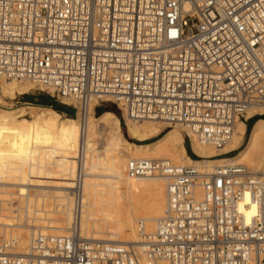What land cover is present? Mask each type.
Masks as SVG:
<instances>
[{
	"label": "built area",
	"instance_id": "obj_1",
	"mask_svg": "<svg viewBox=\"0 0 264 264\" xmlns=\"http://www.w3.org/2000/svg\"><path fill=\"white\" fill-rule=\"evenodd\" d=\"M0 79L83 116L111 102L121 117L181 125L221 149L238 120L264 109V0H0ZM79 165L67 234H38L21 255L1 239L0 264H264V174L131 159L129 177L166 183L164 215L140 251L81 235Z\"/></svg>",
	"mask_w": 264,
	"mask_h": 264
},
{
	"label": "bare ground",
	"instance_id": "obj_2",
	"mask_svg": "<svg viewBox=\"0 0 264 264\" xmlns=\"http://www.w3.org/2000/svg\"><path fill=\"white\" fill-rule=\"evenodd\" d=\"M34 86L26 81L0 79V102L4 98L13 99L24 94ZM73 105L76 106V103L73 102ZM120 108L123 107L120 105ZM76 113L74 117H62L59 112L46 107L21 108L17 112L0 109V189L2 185L20 182L24 186L48 185L57 192L51 194L52 204L43 196L41 200L30 197L24 201L25 206L23 200H19L14 208L15 214L3 215L0 211V235L4 237V242L16 241L12 249L16 255L29 251L37 233L61 236L69 231L75 214H72L74 197L68 190L72 193L80 163L84 172L79 212L81 235L97 241L133 244L140 251L146 242L151 241L164 215L166 183L159 174L129 177L127 164L131 159L168 161L172 165L190 166L197 171L241 166L251 174H264V118L253 123L243 147L237 153L217 158L239 148L245 134L244 121L238 120L230 142L216 149L201 143L181 125L155 120L137 122L122 112L128 136L138 141L132 142L124 137L118 117L113 113L103 112L97 116L93 106L84 116L80 110ZM254 114H264V109L248 112L246 119ZM98 124H102L106 133L97 128ZM183 132L198 159L188 156ZM102 134L104 146L100 141ZM3 140L8 142L2 143ZM4 195L6 192L0 190V196ZM0 201L6 199L1 198ZM243 205L242 212L246 222H249L256 207L248 193L243 198ZM84 207L92 208L95 217H90L91 209L83 211ZM6 209L12 211V207L6 206ZM57 212L62 213L63 218H57ZM22 214L25 215L22 217ZM40 221L45 224L41 226ZM139 226L144 228L145 236L140 235Z\"/></svg>",
	"mask_w": 264,
	"mask_h": 264
},
{
	"label": "rangeland",
	"instance_id": "obj_3",
	"mask_svg": "<svg viewBox=\"0 0 264 264\" xmlns=\"http://www.w3.org/2000/svg\"><path fill=\"white\" fill-rule=\"evenodd\" d=\"M24 95H31V96H34V97H43V98H46V99H48V100H50L51 102H53V103H57V104H59L60 102H58L54 97H51V95H49V94H47L46 92H43V91H41V90H39V89H34V88H32V89H30L28 92H26V93H24V94H19V95H16L15 96V98H13V99H7V98H4V100H3V102H0V109H3V110H9V111H18L19 109H21V108H24V109H27V110H30L32 107H38V108H45V107H43V106H37V105H34V104H32V103H30V102H26V101H24V99H23V96ZM108 107H111V108H115L116 110H117V107H116V105L115 104H113V103H111V102H106V103H103V104H101L98 108H96V110H95V115H97V110L98 111H101L103 108H108ZM47 108V107H46ZM70 113H71V116H68V115H65V114H62V113H60L61 115H62V117H74L77 113V111H76V109L72 106V105H70ZM119 118H120V120H119V124H120V126H121V129H122V132H123V135H124V137H126L129 141H132V142H138V141H136V140H134V139H131L129 136H128V134H127V132H126V126H125V122H124V120H123V118L121 117V114L119 113L118 115H117ZM257 117H264V114H257L256 116H253L251 119L249 118V120L247 121V125H248V128H251L252 127V125H253V123L256 121V120H258V119H255V118H257ZM26 119H30L29 118V116H26L25 117ZM245 123V122H244ZM97 128H101V129H103L104 130V127L102 126V124H98V127ZM169 129V127L168 128H164L163 129V133L164 132H166L167 130ZM104 132L106 133V131L104 130ZM247 135H248V131H247V133L244 135V139H243V141L241 142V145L239 146V148L238 149H236V150H234L233 152H231V153H229L228 155H220V156H217V158H220V157H229V156H233L235 153H237V151L240 149V148H242L243 147V145H244V143H245V141H246V138H247ZM103 134L100 136V141H102L103 140ZM102 138V139H101ZM5 141L6 142H8L7 140H3L2 141V143H5ZM150 141V140H149ZM149 141H147V142H149ZM1 143V145H3ZM101 144L104 146V141H102L101 142ZM183 144L189 149V152H190V154L194 157V159H198L199 157L197 156V155H195L193 152H192V150H191V148H190V140H189V138L187 137V135L186 134H184V132H183ZM1 147V146H0ZM188 156L190 157V155L188 154ZM191 159H192V157H190ZM102 163H103V161H102ZM125 172H126V169H125ZM12 182V181H11ZM25 184V183H24ZM1 186V185H0ZM2 187L3 188H1L0 190H4V192H6V195H4V196H0V199L2 198V199H6V201H8V202H6V201H0V211L2 210L3 211V215L5 214V215H12V214H15L16 212H15V210H14V208H15V206L17 207V205L19 204V200L21 199V200H23L22 202H23V205L25 206V203H24V201L26 202V200L28 199V198H41L42 199V196L43 197H45V200L48 202V200H49V202L48 203H53V199H52V195H54L55 193H57L56 192V190L54 189V188H51V186H48V185H34V186H24V185H22V183H20V182H14V183H10V185L9 184H5V186L4 185H2ZM8 193V194H7ZM68 193L72 196V193L68 190ZM52 194V195H51ZM70 196V197H71ZM49 197V198H48ZM14 198V199H13ZM37 198V199H38ZM40 199V200H41ZM51 200V201H50ZM74 199H73V205H74V210L72 211V214L74 215L75 214V204H74ZM9 205V206H8ZM22 205V206H23ZM6 206L7 207H12V211H10V210H5V208H6ZM16 209V208H15ZM86 209V210H85ZM89 209H91L90 211L91 212H89V214L91 215H89L90 217H95L94 216V213L92 212L93 211V209L92 208H89ZM88 208H83V211H88L89 210ZM14 210V211H13ZM82 211V212H83ZM93 213V214H92ZM81 214H83V213H81ZM85 214V213H84ZM83 214V215H84ZM25 215V214H24ZM23 214H22V217L24 216ZM57 218H63V215H62V213H60V212H57V216H56ZM97 217V216H96ZM73 220V219H72ZM72 220H71V222H72ZM4 221V220H3ZM2 221V222H3ZM6 221H8V222H12V220L11 219H7ZM0 222H1V220H0ZM40 224H41V226H43L45 223L44 222H39ZM37 234H39V233H37ZM48 234H53L52 232H48ZM65 234H67V232H65L64 233V235ZM4 237L2 236V235H0V240L1 239H3ZM90 238H92V237H90ZM4 240V239H3ZM19 250V249H18ZM20 252H23V251H20Z\"/></svg>",
	"mask_w": 264,
	"mask_h": 264
},
{
	"label": "trees",
	"instance_id": "obj_4",
	"mask_svg": "<svg viewBox=\"0 0 264 264\" xmlns=\"http://www.w3.org/2000/svg\"><path fill=\"white\" fill-rule=\"evenodd\" d=\"M23 99H24V101L30 102V103H32L34 105H37V106H43V107H47V108H52V109H54L55 111H57L59 113L64 112L65 109H66L64 106H62L60 104H57V103H53L50 100H48L46 98H43V97H38L37 98V97L31 96V95H24ZM105 111H111V112H113L116 115L119 114V111L116 110L115 108L108 107V108H103L101 111L97 110V116H99L100 114H102ZM68 115L71 116L70 113H68ZM260 118H264V117H257L255 119H260ZM120 128H121V126H120ZM249 130H250V128H248V132H249ZM187 151H188V154L190 155V157H192V159H194V157L190 154L188 148H187Z\"/></svg>",
	"mask_w": 264,
	"mask_h": 264
},
{
	"label": "crops",
	"instance_id": "obj_5",
	"mask_svg": "<svg viewBox=\"0 0 264 264\" xmlns=\"http://www.w3.org/2000/svg\"><path fill=\"white\" fill-rule=\"evenodd\" d=\"M60 105H62V106H64L66 109H65V111L64 112H62V114H65V115H68V113H70V105H67V104H63V103H59ZM105 112H111V111H105ZM111 113H113V112H111ZM71 114V113H70ZM114 114V113H113ZM114 115H116V114H114ZM69 116V115H68ZM117 116V115H116ZM118 117V116H117ZM119 120H120V118L118 117V122H119ZM245 124V134L247 133V131H248V123L247 122H245L244 123ZM163 133V130H162V132L160 133V134H162ZM244 134V135H245ZM185 146V145H184ZM185 150H186V152H187V154H188V151H187V148H186V146H185Z\"/></svg>",
	"mask_w": 264,
	"mask_h": 264
}]
</instances>
